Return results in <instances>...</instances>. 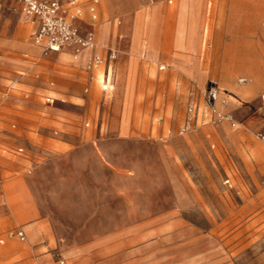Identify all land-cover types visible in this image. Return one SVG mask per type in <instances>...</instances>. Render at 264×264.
Wrapping results in <instances>:
<instances>
[{"label":"rangeland","instance_id":"obj_1","mask_svg":"<svg viewBox=\"0 0 264 264\" xmlns=\"http://www.w3.org/2000/svg\"><path fill=\"white\" fill-rule=\"evenodd\" d=\"M130 12L103 11L101 18L123 22ZM5 14L1 7L0 18ZM209 23L206 17L203 30ZM32 33L25 37L29 69L16 75L33 82L9 90L17 77L0 75V169L10 168L5 177L27 186L60 246L100 245L115 254L128 245L164 243L203 264H264V124H243L256 106L239 99L223 108L229 95L215 112L205 93L217 82L189 76L171 77L182 88L164 99L156 71L164 65L172 72L176 64L140 55L145 89L133 93V122L121 133L124 93L112 82L104 88L103 80L118 65L110 50L117 60L122 49L130 54L131 30L118 33L122 44L104 48L93 70L71 55L58 60L63 50H39Z\"/></svg>","mask_w":264,"mask_h":264},{"label":"crops","instance_id":"obj_2","mask_svg":"<svg viewBox=\"0 0 264 264\" xmlns=\"http://www.w3.org/2000/svg\"><path fill=\"white\" fill-rule=\"evenodd\" d=\"M80 6L83 15L77 22L81 31H93L97 44L74 57L82 63L91 53L104 56V48L121 45L118 33L131 30L130 54L122 49L126 54L111 61L118 65L112 66L103 80L104 88L112 82V88L116 86L124 93L121 133H126L128 123L133 122L129 120L133 93L145 89L143 77L147 75V68L143 62L141 64L140 55L148 56L152 63L176 64L178 70L164 72L162 65L156 71L159 78L156 83L161 86L164 99L170 100V96L182 88L180 82L175 89L171 77L180 81L184 79L182 76L201 81L215 80L219 106L229 95L230 104L221 107L230 110L239 99L245 106H256L258 113L249 115L243 124L248 129L263 126L264 0H81ZM1 7L6 14L0 18V29H5V35H0V51H5L0 52V75L17 77L9 90L17 84L27 88L33 82L28 80L30 75L19 76L16 72L29 69L24 56L25 37L32 30L33 36L39 21L37 18L24 19L18 0H1L0 12ZM91 7H95L96 18ZM127 10L131 11L130 17L124 23L120 19L110 22L101 18L103 11L107 16H123ZM206 17L211 25L209 23L203 30ZM184 28L189 29L186 38ZM143 33L146 34L144 41ZM33 44L42 49L34 41ZM63 51L58 54V60L74 56L69 49ZM153 69L149 68L150 71ZM240 75L246 76L247 84L238 83ZM9 169H0V264H203L194 255L179 252V246L164 243L128 245L120 247L115 254L108 253L100 245L60 246L47 218L39 216L28 199L27 186L19 178L5 177V171ZM19 230L24 232V239L17 234Z\"/></svg>","mask_w":264,"mask_h":264},{"label":"built area","instance_id":"obj_3","mask_svg":"<svg viewBox=\"0 0 264 264\" xmlns=\"http://www.w3.org/2000/svg\"><path fill=\"white\" fill-rule=\"evenodd\" d=\"M21 4V11L26 19L37 18L39 27L33 34L35 44L42 47L44 52L60 51L69 49L74 57L86 49H93L97 46L95 33L93 31L82 32L78 20L83 15L80 6L81 0H18ZM96 18L95 7L90 8ZM111 61L117 58L115 50H110ZM104 61L100 53H91L86 59V68L93 70ZM241 84H247L248 79L241 77ZM219 91L217 87H211L205 93L206 102L214 109L217 103ZM221 118H231V115H223L218 112ZM264 138L263 135H261ZM20 238L24 239V232H17Z\"/></svg>","mask_w":264,"mask_h":264}]
</instances>
